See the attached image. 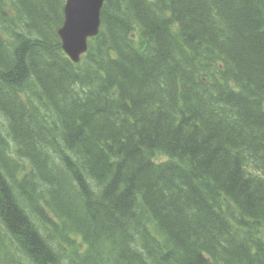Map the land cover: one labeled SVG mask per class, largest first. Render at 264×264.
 Returning a JSON list of instances; mask_svg holds the SVG:
<instances>
[{
	"label": "trees",
	"instance_id": "16d2710c",
	"mask_svg": "<svg viewBox=\"0 0 264 264\" xmlns=\"http://www.w3.org/2000/svg\"><path fill=\"white\" fill-rule=\"evenodd\" d=\"M65 2L0 0V264H264V0H105L79 63Z\"/></svg>",
	"mask_w": 264,
	"mask_h": 264
},
{
	"label": "water",
	"instance_id": "95a60500",
	"mask_svg": "<svg viewBox=\"0 0 264 264\" xmlns=\"http://www.w3.org/2000/svg\"><path fill=\"white\" fill-rule=\"evenodd\" d=\"M105 0H69L66 6V31L60 33L64 49L78 62L87 51V40L99 34L100 14Z\"/></svg>",
	"mask_w": 264,
	"mask_h": 264
},
{
	"label": "bare ground",
	"instance_id": "6f19581e",
	"mask_svg": "<svg viewBox=\"0 0 264 264\" xmlns=\"http://www.w3.org/2000/svg\"><path fill=\"white\" fill-rule=\"evenodd\" d=\"M68 1L69 0H66V2H65V5H64V22H63V24H61L62 26L60 27V29L59 30H56V31H58V35H59V37H60V40H61V43H62V49H63V51H64V53L68 56V58L69 59H71L74 63H79L80 61H81V59H82V57L87 53V51H88V49H89V40L90 39H92V38H94V37H90V38H88V40H87V43H88V48H87V51L86 52H84L83 54H81V56H80V60L78 61V62H75L72 58H71V56L67 53V51L64 49V42H63V39H62V37H61V35H60V33H62V32H65L67 29H66V27H65V22H66V20H67V13H66V6H67V4H68ZM104 3H105V1H104ZM259 3H260V0H259ZM29 5V4H28ZM225 5H227V4H225ZM61 6H62V4H61ZM104 6V5H103ZM22 7H25V6H22ZM21 7L19 6V9H20ZM25 9V8H24ZM23 9V10H24ZM29 9V8H28ZM21 10H22V8H21ZM20 10V11H21ZM22 10V11H23ZM7 11V10H6ZM102 11V10H101ZM14 13V12H13ZM58 12H56V14H57ZM55 15V14H54ZM100 19H101V14H100ZM17 21H18V19H17ZM5 22V21H4ZM25 22V21H24ZM57 26V25H56ZM101 27H102V23H101ZM56 28H58V27H56ZM52 33V32H51ZM40 36V35H39ZM49 37V36H48ZM2 40V39H1ZM1 42V41H0ZM8 44V43H7ZM29 44V43H28ZM27 45V44H26ZM19 47V46H18ZM21 48H22V46H21ZM16 49V48H15ZM3 50V49H2ZM20 51H22V50H20ZM21 55V54H20ZM3 56V55H2ZM19 65V64H18ZM19 67V66H18ZM24 70V69H23ZM35 71V70H34ZM30 73V72H29ZM8 74V73H7ZM9 75H10V73H9ZM36 75V74H35ZM15 75H13V77H14ZM18 76V75H17ZM10 77V76H9ZM12 77V76H11ZM22 77H23V75H22ZM14 78H16V77H14ZM18 78V77H17ZM12 79V78H11ZM13 80H15V79H13ZM11 83V82H10ZM13 83V82H12ZM0 88H1V91H2V95L4 96H6L7 98H8V101H9V99L10 98H12L13 99V97L15 96V92L13 91V90H11V89H9V82L7 81V80H4V79H0ZM4 89H6V90H4ZM28 90V89H27ZM53 90V89H52ZM48 91L50 92L51 91V89H48ZM46 92V91H45ZM28 98V97H27ZM29 100H31V99H29ZM29 103V102H28ZM27 103V104H28ZM241 103V102H240ZM35 104V103H34ZM24 108V107H23ZM27 108H28V106H27ZM36 108H37V106H36ZM235 108H237V107H235ZM25 110V109H24ZM246 111V110H245ZM22 112V111H21ZM25 113H27V112H25ZM24 113V114H25ZM28 116V115H27ZM26 116V117H27ZM41 116H42V114H41ZM40 116V117H41ZM38 117V116H37ZM29 118V117H28ZM39 119V118H38ZM251 120V119H250ZM65 122V121H64ZM46 123V121H43L41 124H39V125H37V128H39V129H41V127H43V125ZM252 123V122H251ZM35 125V124H34ZM36 126V125H35ZM217 142V141H216ZM44 146V145H43ZM201 153V152H200ZM206 153V152H205ZM205 153H204V155H205ZM127 154V153H126ZM125 154V155H126ZM60 155V154H59ZM253 155V154H252ZM206 156V155H205ZM197 157V156H196ZM209 157V156H208ZM217 157V156H216ZM204 158H206V157H204ZM201 159V158H200ZM210 159V158H209ZM58 160V159H57ZM67 160V159H66ZM166 160H167V158H165V159H161L160 161H164V162H166ZM202 160H205V159H202ZM202 162V161H201ZM207 162V161H206ZM200 164V163H199ZM208 164V163H207ZM202 165V164H201ZM205 165V164H204ZM69 166V165H68ZM199 166V165H198ZM207 166V165H206ZM39 167V166H38ZM197 167V166H196ZM203 167H205V166H203ZM62 168V167H61ZM69 169V168H68ZM117 169V168H116ZM203 169V168H202ZM197 170H199L200 171V168H198ZM162 172L164 173V174H166L167 172H169L170 173V171L169 170H167V169H164V170H162ZM173 172L177 175L179 172H180V170L179 169H174L173 170ZM203 173V172H202ZM39 174V173H38ZM204 174V173H203ZM202 174V175H203ZM205 174H206V172H205ZM199 175V174H198ZM201 175V176H202ZM45 176V175H44ZM206 176V175H205ZM73 177H75V176H73ZM208 177V176H207ZM211 177V176H210ZM210 177L207 179V180H209L210 179ZM216 178V177H215ZM50 179V178H49ZM255 179V178H254ZM62 180V179H61ZM206 180V181H207ZM215 180V179H214ZM258 181V180H257ZM256 181V182H257ZM65 182V181H64ZM208 182H210V181H208ZM261 182V181H260ZM259 182V183H260ZM54 183V182H53ZM56 183V182H55ZM54 183V184H55ZM202 183V182H201ZM214 183H215V181H214ZM204 184H206V183H204ZM55 185H57V184H55ZM201 185V184H200ZM214 185V184H213ZM207 186H208V184H207ZM215 186V185H214ZM31 188V187H30ZM199 188V187H198ZM198 188L196 189V192H197V190H198ZM26 190H28V189H26ZM86 190V189H85ZM85 190H83V191H85ZM202 190V189H201ZM208 190V189H207ZM49 191V190H48ZM192 191V190H191ZM194 191V190H193ZM192 191V192H193ZM209 191V190H208ZM28 192V191H27ZM60 192V191H59ZM66 192V191H65ZM87 192V191H86ZM204 192V191H203ZM202 192V193H203ZM212 192H213V188H212ZM31 193V192H30ZM47 193V192H46ZM51 193V192H50ZM53 193V192H52ZM58 193V192H57ZM195 193V192H194ZM201 193V192H200ZM201 193V194H202ZM28 194V193H27ZM26 194V195H27ZM36 194V193H35ZM54 194H55V192H54ZM198 194V193H197ZM193 195V194H192ZM212 195V194H211ZM44 196H45V194H44ZM59 196V195H58ZM194 196V195H193ZM205 196H207V195H205ZM213 196V195H212ZM60 197V196H59ZM205 198H207V197H205ZM24 199H26V197L24 198ZM66 199V198H65ZM201 199H203V198H201ZM208 199H211V197H209V198H207L206 200L208 201ZM206 201V202H207ZM21 202V201H20ZM201 202V201H200ZM205 202V201H204ZM211 202V201H210ZM215 202V201H214ZM15 203V202H14ZM203 205V204H202ZM205 206V205H204ZM214 206H216V205H213V207ZM24 207V206H23ZM202 208H204V209H206V207H202ZM18 209V208H17ZM203 209V210H204ZM200 210V209H199ZM213 210V209H212ZM16 211V210H15ZM22 211V210H21ZM199 212V211H198ZM205 212V211H204ZM213 212L216 214V217H217V215L221 218V225H223V226H229V223H231L230 222V220H227V221H222L223 220V217L221 216V214L219 213V211H218V209L217 208H215L214 207V210H213ZM207 213V212H206ZM205 213V214H206ZM210 214H211V212H209ZM213 215V214H212ZM201 216V215H200ZM204 216V215H203ZM215 216V215H214ZM198 218H200V217H198ZM201 218H202V216H201ZM214 219V218H213ZM216 219V218H215ZM229 222V223H228ZM220 225V224H219ZM244 226V225H243ZM240 229V228H239ZM233 231V230H232ZM252 236V235H251ZM177 239V238H176ZM191 239V238H190ZM132 240V239H131ZM142 242V241H141ZM191 242V241H190ZM193 242V241H192ZM136 245V244H135ZM27 250L29 251V248L27 247ZM171 253V252H170ZM143 255V254H142ZM197 256V255H196ZM161 259V258H160ZM184 260V259H183ZM197 260V259H196Z\"/></svg>",
	"mask_w": 264,
	"mask_h": 264
},
{
	"label": "rangeland",
	"instance_id": "374dc122",
	"mask_svg": "<svg viewBox=\"0 0 264 264\" xmlns=\"http://www.w3.org/2000/svg\"><path fill=\"white\" fill-rule=\"evenodd\" d=\"M25 119V118H24ZM29 139V142H28V146L30 145L31 146V143H32V138H28ZM157 171V173L158 174H162V172L159 170V172H158V170H156ZM164 174V173H163ZM162 174V175H163ZM175 174V173H174ZM161 176V175H160ZM161 177H163L162 179H164V177L165 176H161ZM175 177V176H174ZM174 177H172V174H171V178H172V180L174 179H176L175 180V185H177L179 182H182V181H185V182H188L189 180H188V177H187V175H184L181 171L176 175V177L174 178Z\"/></svg>",
	"mask_w": 264,
	"mask_h": 264
}]
</instances>
